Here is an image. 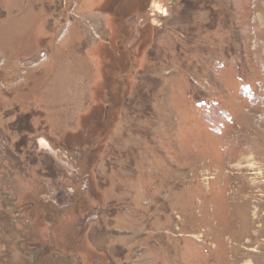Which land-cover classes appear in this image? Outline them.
<instances>
[{"label": "rangeland", "instance_id": "1", "mask_svg": "<svg viewBox=\"0 0 264 264\" xmlns=\"http://www.w3.org/2000/svg\"><path fill=\"white\" fill-rule=\"evenodd\" d=\"M0 264H264V0H0Z\"/></svg>", "mask_w": 264, "mask_h": 264}]
</instances>
